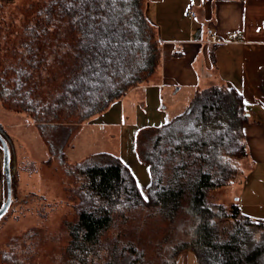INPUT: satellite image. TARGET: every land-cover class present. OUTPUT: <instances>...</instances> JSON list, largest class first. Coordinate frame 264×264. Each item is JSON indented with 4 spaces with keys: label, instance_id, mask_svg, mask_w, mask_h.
<instances>
[{
    "label": "trees",
    "instance_id": "trees-1",
    "mask_svg": "<svg viewBox=\"0 0 264 264\" xmlns=\"http://www.w3.org/2000/svg\"><path fill=\"white\" fill-rule=\"evenodd\" d=\"M145 1L51 0L25 26L19 56L0 78V100L30 114L52 157L82 180L64 262L151 264L150 227L156 259L167 252L162 264H177L184 251L199 264H264V220L244 214L237 201L211 197L236 184L239 174L240 184L246 178L243 128L249 117L235 90L206 89L181 116L140 131L137 153L151 172L146 195L118 156L98 152L66 164L62 150L73 134L67 121L104 113L158 68L160 40H153L157 26ZM13 246L3 254L5 264H35L19 258Z\"/></svg>",
    "mask_w": 264,
    "mask_h": 264
},
{
    "label": "crops",
    "instance_id": "crops-1",
    "mask_svg": "<svg viewBox=\"0 0 264 264\" xmlns=\"http://www.w3.org/2000/svg\"><path fill=\"white\" fill-rule=\"evenodd\" d=\"M147 3L160 40L155 74L104 113L82 123L79 130L85 128L87 141L106 144L98 152L120 157L146 195L151 172L137 153L140 131L164 126L181 116L206 89L235 90L249 117L243 128L248 157L242 161L246 171L241 183L242 212L264 220V0ZM177 264H197L196 256L184 251Z\"/></svg>",
    "mask_w": 264,
    "mask_h": 264
},
{
    "label": "rangeland",
    "instance_id": "rangeland-1",
    "mask_svg": "<svg viewBox=\"0 0 264 264\" xmlns=\"http://www.w3.org/2000/svg\"><path fill=\"white\" fill-rule=\"evenodd\" d=\"M50 1L0 0V78L4 77L3 72L8 64L15 63L19 56L25 26L33 23L38 11H42ZM148 6V3L146 6L144 4L147 14ZM157 38L158 33L155 36L153 33L155 42ZM69 121L67 124H72L73 134L62 150L66 164L76 165L90 153L105 149L103 147L106 144L92 143L84 138L85 128L79 130L84 122H79L74 117ZM0 130L9 146L12 176V202L0 219V264H5L3 254L10 252L13 245H17L15 253L19 258L31 257L35 264H65L62 254L69 244L68 224L77 220V206L80 204L77 192L82 180L68 175L66 166L60 164L57 157H52L49 145L31 115L18 113L2 100ZM95 136L98 134L95 133ZM113 147L114 145L110 149H114ZM242 177L241 173L236 184L214 191L212 199L226 204L237 201L242 209L243 191L238 182ZM248 194L250 192L245 195ZM6 200L4 153L0 143V208ZM246 211L250 210L246 208ZM116 231H111L107 237ZM26 235L28 236L25 237ZM145 235L150 239L146 243V261L162 264L160 260L164 259L167 252H162L163 256L156 259L157 243L152 242L155 237L150 227L146 228ZM161 235L166 238V231L162 230ZM157 248L160 249L159 246ZM196 261L199 264L197 257Z\"/></svg>",
    "mask_w": 264,
    "mask_h": 264
},
{
    "label": "water",
    "instance_id": "water-1",
    "mask_svg": "<svg viewBox=\"0 0 264 264\" xmlns=\"http://www.w3.org/2000/svg\"><path fill=\"white\" fill-rule=\"evenodd\" d=\"M0 143L3 147L4 153V169L6 174V182H7V200L4 205L0 208V219L6 214L9 206L12 202V176L10 170V150L7 141L3 137L0 132Z\"/></svg>",
    "mask_w": 264,
    "mask_h": 264
},
{
    "label": "built area",
    "instance_id": "built-area-1",
    "mask_svg": "<svg viewBox=\"0 0 264 264\" xmlns=\"http://www.w3.org/2000/svg\"><path fill=\"white\" fill-rule=\"evenodd\" d=\"M189 14L192 15V16H195V15H196V14H195L194 12H192V11H190ZM236 37H238V36H236Z\"/></svg>",
    "mask_w": 264,
    "mask_h": 264
}]
</instances>
